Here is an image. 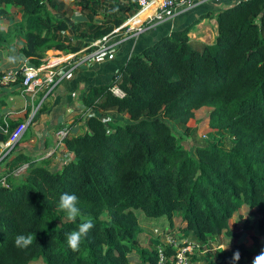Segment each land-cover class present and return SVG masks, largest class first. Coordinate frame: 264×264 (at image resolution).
<instances>
[{
  "label": "trees",
  "instance_id": "obj_1",
  "mask_svg": "<svg viewBox=\"0 0 264 264\" xmlns=\"http://www.w3.org/2000/svg\"><path fill=\"white\" fill-rule=\"evenodd\" d=\"M72 2L79 18L62 0H0V16L7 6L20 13L0 26V60L13 37L24 40L18 55L33 65L49 49L77 52L138 9L136 0ZM208 15L217 22L211 42L190 38L195 19L131 53L109 82L87 88L82 110L62 137L68 154L60 166L50 167V154L16 148L0 160V264H156L158 246L173 251L163 234L179 243L237 235L230 219L242 206L254 209L253 231L196 264H251L264 248V0H238ZM20 86L0 90L19 92ZM205 107L208 115L197 120L195 111ZM89 108L85 123L77 124ZM98 109L122 117H103ZM168 118L192 134L226 129L233 144L196 142L193 152ZM7 122L0 118L8 130L18 123ZM6 138L0 131V146ZM20 167L27 173L15 178ZM64 193L79 200L73 221L58 207ZM139 212L147 222L164 217L170 230L154 227L162 234L151 231L142 241ZM89 219L94 226L72 251L66 233ZM18 235H31L32 244L18 248ZM236 251L240 258L233 261Z\"/></svg>",
  "mask_w": 264,
  "mask_h": 264
},
{
  "label": "crops",
  "instance_id": "obj_2",
  "mask_svg": "<svg viewBox=\"0 0 264 264\" xmlns=\"http://www.w3.org/2000/svg\"><path fill=\"white\" fill-rule=\"evenodd\" d=\"M62 1L65 7H69L72 12L78 11L79 14V8L75 9L74 7H70L68 3L64 0ZM236 1L238 0H197L189 6V8L178 13L168 11L162 20L155 21L136 35L125 39L112 47L111 50L102 53H98L97 45L92 44L93 40L97 38H89L88 44L77 51L78 56L80 55L83 58V63L77 66L65 82L58 85L49 93L47 99L39 105L37 110H35L36 105L40 102L43 95L42 91H40V87H37L36 93L25 94L23 96L19 92L6 93L7 89L0 90V118L7 124L9 123L7 120L18 122L10 130L7 129V126H5L6 124L4 126L0 124V131L7 133L5 141H8L11 135L15 136L20 134V137L17 138H20L18 141L20 143L16 144V149H23L26 153L32 155L44 156L50 149H54V151L50 153L51 157L54 159L53 162L50 163V167H57L60 160L68 154V151L62 139L57 137L55 131L65 123L73 127L74 117H76L83 108L81 97L91 84L109 82L113 74L120 68L131 53L140 51L143 47L151 44L161 35L174 28L186 26L195 19L198 20L188 33L190 38L200 42H211L217 34V22L214 15H203L211 12L214 13ZM52 11L55 14L61 15V12L56 9ZM72 12L70 15H72ZM135 13L136 12L133 14ZM140 14L145 17L147 15L146 11H142ZM117 26H114L112 30L107 33L110 35L109 37L115 35L112 31ZM49 50L55 53L59 52L57 49ZM67 54L72 53H66L65 55ZM3 60L4 56L0 61ZM92 111L93 109L89 108L83 113V119L77 122V124H84L88 113ZM98 112L102 115H107V113H109L110 116L114 118H119V116L120 118L122 117L112 109H98ZM25 122L28 123L24 129H22V125ZM28 130L30 131L29 133H27ZM5 141H3V143ZM5 145L6 143L0 146V151ZM21 168L25 169L24 167Z\"/></svg>",
  "mask_w": 264,
  "mask_h": 264
},
{
  "label": "built area",
  "instance_id": "obj_3",
  "mask_svg": "<svg viewBox=\"0 0 264 264\" xmlns=\"http://www.w3.org/2000/svg\"><path fill=\"white\" fill-rule=\"evenodd\" d=\"M136 1L138 5L136 13L127 17L121 25L113 29L112 33L115 34L113 37H109L110 35L106 34L93 40L92 44L97 45L98 53L111 50L112 47L121 43L125 39L136 35L145 29L146 26L153 24L155 21L162 20L168 11L178 13L189 8V6L197 0ZM142 11H146V17L140 14ZM51 53L55 55L50 54L49 56H46L45 54L37 65L30 64L28 58H24L17 68L12 67L3 69L0 72V89L11 86L13 83L19 81L21 83L19 93L23 96L25 94L36 93L37 87H40V91H42L43 95L40 102L36 105L35 110H37L39 105L47 99L49 93H51V91L58 85L65 82L77 66L84 61L80 55L78 56L77 52L67 55L64 54V56L59 55V52ZM112 91L116 94H121V91L117 86H113ZM27 123L28 122H25L22 125V129H24ZM68 129L69 125L65 123L58 127L55 133L59 139H62ZM19 136L20 134L13 135L14 138L12 140L16 141ZM7 145L8 143H6L5 147ZM11 147L12 146L7 148L6 152H9ZM53 151L54 149H50L44 155H48ZM1 155L4 156V153H1ZM65 158L66 156L60 160V163L65 161ZM1 182L4 183L5 179L2 178ZM153 233L155 235L162 234L157 228L153 229ZM161 240L164 244L170 245L173 251L167 253L163 250L162 246H158L156 264H196L200 262L202 255H208V258H211L212 253L215 250L225 248L216 236L209 237L205 240L185 238L183 242L179 243L172 236L163 234Z\"/></svg>",
  "mask_w": 264,
  "mask_h": 264
},
{
  "label": "rangeland",
  "instance_id": "obj_4",
  "mask_svg": "<svg viewBox=\"0 0 264 264\" xmlns=\"http://www.w3.org/2000/svg\"><path fill=\"white\" fill-rule=\"evenodd\" d=\"M64 1L66 3H68L70 5V7H74L75 9L78 8V6L75 5V3H73V2L71 3V0H64ZM6 8H7V12L5 14H3L2 16H0V26H3V27H6L8 24H10L11 22H13L14 20H16L20 17V13H19L18 8L10 7V6H7ZM79 17H80V15L78 14V11L72 12V18L76 19ZM23 45H24V40L20 37H13V38L8 39L6 48H4L2 50L4 60L0 61V69H1L0 71H2L3 69H6V68H12V67L17 68L20 65V63L23 61L24 57H21L18 55V48H21ZM50 54L55 55V54L51 53L50 50L46 51V56H49ZM59 55L64 56V54H61V53ZM25 58H27V57H25ZM210 109L211 108H209V107H205V108H201L199 110H196L195 111L196 119L198 120V119L204 118L206 115H208ZM104 116L109 117L110 114L109 113H107V115L103 114V117ZM167 122L169 123L172 131L179 137L181 143L184 144L186 147H188L193 152H194V144L196 142L215 143L216 145L223 147V148H229L233 144V137H232V135H230V133L226 129H214V128L208 129V128H205L202 133L196 132L195 134H192L190 131H185V129H183L182 125H180V123L175 119H169L168 118ZM195 124H198V121L195 122ZM29 132L30 131L28 130L27 133H29ZM9 133H11V132H9ZM13 138H14L13 135H11L8 138V141L4 142V143H8V145L0 151V160H2L3 157H6L10 153H12V151L16 148L15 144L20 143V142H18L20 140V138L17 139V141H15V140L13 141L12 140ZM10 146H12L11 149L9 150V152H6L7 148H9ZM18 146H19V144H18ZM1 153H4V156H2ZM58 166H60V165H57V167ZM26 173H27L26 169H22L20 167L13 172V176L15 178H24ZM253 210L254 209L250 210L246 206H242L238 210V213L240 216L238 217L237 215H235V216L231 217L230 225L235 232L236 231L238 232L239 235L238 234L237 235L234 234V235H230V236L220 235L219 237H217L219 242H221L225 248L231 247L234 244L238 243L239 241L242 240L243 235L245 233H251L253 231L254 225L251 222L252 215L250 214V212L253 214ZM139 224H141V226L144 229L143 234L140 236L142 241H144L149 236L151 231H152L151 233H153L154 227H160L161 225H163L165 231L170 230L168 222L166 221V219L164 217H161L159 219H154L152 221L147 222V219L144 218V215L142 212L141 213L139 212ZM240 233L242 234V236ZM248 242H249V240L246 243H248ZM142 245L147 246L146 243H144ZM200 259H201L200 262L205 263L210 258H208V255H202ZM30 264H43V263L41 260H37V261L32 262Z\"/></svg>",
  "mask_w": 264,
  "mask_h": 264
},
{
  "label": "clouds",
  "instance_id": "obj_5",
  "mask_svg": "<svg viewBox=\"0 0 264 264\" xmlns=\"http://www.w3.org/2000/svg\"><path fill=\"white\" fill-rule=\"evenodd\" d=\"M78 197L75 194L64 193L59 197L58 207L60 210L66 213V218L69 221H73L76 219L78 215H80V209L78 208ZM92 221L89 219L84 223L79 225L78 230L71 231L70 233H66V241L67 246L72 251H78L81 240L85 237L88 231L93 227ZM33 242V238L31 235H18L15 238V245L18 248H26L31 245ZM240 258L239 251L234 252L233 261H238ZM251 264H264V248H261L257 255L252 259Z\"/></svg>",
  "mask_w": 264,
  "mask_h": 264
}]
</instances>
